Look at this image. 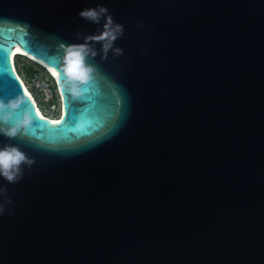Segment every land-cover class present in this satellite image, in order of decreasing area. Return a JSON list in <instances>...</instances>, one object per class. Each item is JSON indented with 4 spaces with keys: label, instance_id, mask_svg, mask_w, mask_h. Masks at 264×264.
<instances>
[{
    "label": "water",
    "instance_id": "95a60500",
    "mask_svg": "<svg viewBox=\"0 0 264 264\" xmlns=\"http://www.w3.org/2000/svg\"><path fill=\"white\" fill-rule=\"evenodd\" d=\"M18 51L56 74L58 119ZM18 97L8 126L32 123L0 148L34 163L0 177V264H264V0H0V100Z\"/></svg>",
    "mask_w": 264,
    "mask_h": 264
},
{
    "label": "clouds",
    "instance_id": "9594fccd",
    "mask_svg": "<svg viewBox=\"0 0 264 264\" xmlns=\"http://www.w3.org/2000/svg\"><path fill=\"white\" fill-rule=\"evenodd\" d=\"M107 10L103 7L97 10H84L80 16L85 19H90L98 22L99 17ZM108 33H105L107 36ZM116 37L113 36L114 40ZM85 50L83 47L78 50H69L65 59L63 73L67 77L65 82L67 91L71 94H76L75 82H86L92 71L91 67L85 65ZM95 55V53H92ZM24 104V97H18L13 101L5 103L0 100V134L8 138H16L21 132L26 133L30 127L32 120L28 113H25L23 118L15 121L14 125L9 127L8 124L12 121L13 113L17 112ZM34 163L27 155L18 147L6 145L0 148V177H3L10 183L16 182L22 177V166L29 167ZM6 191V190H5Z\"/></svg>",
    "mask_w": 264,
    "mask_h": 264
},
{
    "label": "built area",
    "instance_id": "2783aa9c",
    "mask_svg": "<svg viewBox=\"0 0 264 264\" xmlns=\"http://www.w3.org/2000/svg\"><path fill=\"white\" fill-rule=\"evenodd\" d=\"M13 64L29 70V74H26V79L22 76L20 78L25 83L24 86L28 89V93H30L35 103L43 104L45 109L58 108L59 110L60 96L57 77L48 68L39 64L33 58L23 56V54H16L13 57Z\"/></svg>",
    "mask_w": 264,
    "mask_h": 264
},
{
    "label": "rangeland",
    "instance_id": "374dc122",
    "mask_svg": "<svg viewBox=\"0 0 264 264\" xmlns=\"http://www.w3.org/2000/svg\"><path fill=\"white\" fill-rule=\"evenodd\" d=\"M17 67H18V70H19L21 76L26 79V77H27L26 74H29V71H26L23 67H20V66H17ZM40 107L43 110V113H42L43 115L45 113L46 115L53 116V118H55L54 116L56 114H58V108H54V109H48V108H46L45 109V106L43 104H40ZM40 111H41V109H40ZM46 115H44V116H46Z\"/></svg>",
    "mask_w": 264,
    "mask_h": 264
},
{
    "label": "bare ground",
    "instance_id": "6f19581e",
    "mask_svg": "<svg viewBox=\"0 0 264 264\" xmlns=\"http://www.w3.org/2000/svg\"><path fill=\"white\" fill-rule=\"evenodd\" d=\"M13 57L16 55V54H23V56H26V57H28V58H32V57H30V56H28V55H26L25 53H23V52H21V51H18V52H13ZM34 59V58H33ZM36 62H39V64H42L40 61H38V60H36V59H34ZM43 66H45L44 64H42ZM46 68H48L47 66H45ZM48 70H50V72L54 75V72L50 69V68H48ZM54 76H56V74L54 75ZM25 83L23 82V85H24ZM24 90L28 93V89L26 88V87H24ZM29 95H30V93H28ZM31 96V95H30ZM37 104V103H36ZM37 106V105H36ZM60 110H61V108H60ZM39 111V110H38ZM39 113L41 114V112L39 111Z\"/></svg>",
    "mask_w": 264,
    "mask_h": 264
},
{
    "label": "trees",
    "instance_id": "16d2710c",
    "mask_svg": "<svg viewBox=\"0 0 264 264\" xmlns=\"http://www.w3.org/2000/svg\"><path fill=\"white\" fill-rule=\"evenodd\" d=\"M16 66V65H15ZM16 68V70H17V72H18V74H19V76L21 77V74H20V72H19V70H18V67L16 66L15 67ZM26 71H29L28 69H25ZM58 114H56L54 117H56ZM47 117H48V115H46Z\"/></svg>",
    "mask_w": 264,
    "mask_h": 264
},
{
    "label": "snow or ice",
    "instance_id": "6c2138e0",
    "mask_svg": "<svg viewBox=\"0 0 264 264\" xmlns=\"http://www.w3.org/2000/svg\"><path fill=\"white\" fill-rule=\"evenodd\" d=\"M9 53H7V55H8ZM54 75H55V73H54ZM41 119H43V118H41ZM62 123V122H61Z\"/></svg>",
    "mask_w": 264,
    "mask_h": 264
}]
</instances>
